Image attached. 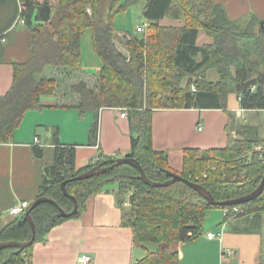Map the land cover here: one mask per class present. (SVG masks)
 <instances>
[{"label": "trees", "instance_id": "obj_1", "mask_svg": "<svg viewBox=\"0 0 264 264\" xmlns=\"http://www.w3.org/2000/svg\"><path fill=\"white\" fill-rule=\"evenodd\" d=\"M103 1L0 0V42L18 20H23L31 33L30 59L13 65L12 86L0 97V144L12 140L27 112L42 108L40 97L56 91L54 80L39 78L47 67L82 66L81 35L89 29L101 68L96 90L88 89L83 82L70 88L80 97L76 107L81 114L91 113L96 120L102 108L127 109L131 131V153L127 157L138 162L150 181L162 183L168 180L166 172L174 173L201 185L217 202L253 192L264 173V161L256 156L246 158L253 146L264 142L253 129L236 127L238 140L224 149L185 150L183 170L175 173L168 166L167 155L152 148L151 117L159 109L225 110L231 93L237 94L242 110H264V21L253 17L245 23L232 21L214 0ZM136 3L143 4L142 15L148 22L145 32L119 37L113 19ZM164 18L183 25L162 27L159 21ZM200 31L211 38V44L197 45ZM117 40L127 51V61L114 49ZM209 70L217 73L216 83L207 80ZM186 78L187 84L181 89ZM34 154L42 158L41 149H35ZM113 161L105 158L77 171L75 147L56 141L54 160L43 167L38 198L53 200L65 212L72 210L74 198L77 213L68 218L74 219L85 210L89 197L116 184L121 224L132 230L134 246H157L155 252H147L134 264H171L176 260L171 251L173 243L201 236L208 211L232 209L208 206L180 182L151 188L136 179L138 171L134 167L125 164L87 180L73 181L95 166H112ZM63 182H67V196L60 189ZM126 201L127 208L123 206ZM235 207L241 213L232 219L251 218L255 231L264 232V191L255 200ZM30 216L35 227L34 244L43 242L52 227L68 220L57 218V210L48 203L36 207ZM21 218L16 217L0 231V243L31 238V229L19 222ZM33 245L21 251H0V264H26Z\"/></svg>", "mask_w": 264, "mask_h": 264}, {"label": "crops", "instance_id": "obj_2", "mask_svg": "<svg viewBox=\"0 0 264 264\" xmlns=\"http://www.w3.org/2000/svg\"><path fill=\"white\" fill-rule=\"evenodd\" d=\"M214 2L224 8L232 21L245 23L252 17L264 21V0ZM159 25L179 27L183 24L164 18ZM30 42V30L19 23L1 40L0 97L12 86L13 65L30 59ZM211 43V38L200 31L197 45ZM96 68V75L91 78L82 66L78 69L53 67L46 78L56 81V91L40 97L42 108L27 112L12 140L0 144V231L15 219L8 213L10 208L21 202L31 205L38 198L43 167L53 162L56 141L75 147L77 171L105 158L115 160L130 155L128 116L122 118L119 109L102 108L94 120L93 114H81L76 107L80 97L71 93V86L83 82L88 89L96 90L101 64ZM218 78L214 70L207 72L209 82L216 83ZM187 81V78L182 80L181 89ZM238 126L253 129L258 139L264 141V110H242L236 93L229 94L225 110H155L151 117L152 148L166 154L170 170L180 173L185 150L207 152L230 147L239 138ZM38 148L42 150V158L34 154ZM117 190L116 184L108 185L88 198L79 217L52 227L43 242L33 245L26 264H78V258L83 255L91 257V264H134L147 252H155L157 246L152 243H145L141 248L134 246L132 230L121 224ZM206 217L210 218L211 214L208 216L207 212ZM220 218V227L203 231L201 236L187 242H174L171 251L176 254V260L171 264H264V232L255 231L251 218L224 220V211ZM208 233L220 234L221 238L208 240ZM226 249L233 251V255L222 256Z\"/></svg>", "mask_w": 264, "mask_h": 264}, {"label": "water", "instance_id": "obj_3", "mask_svg": "<svg viewBox=\"0 0 264 264\" xmlns=\"http://www.w3.org/2000/svg\"><path fill=\"white\" fill-rule=\"evenodd\" d=\"M115 51L119 54V56L124 59L125 61L128 60V56L120 51L116 46H114ZM130 165L132 167H134L137 171H138V176H137V180L143 182L145 185L151 187V188H165V187H169L175 183H183L185 184L187 187H189L190 189H192L194 192H196L205 202L208 206H212V207H235V206H239L245 203H249L253 200H255L256 198H258L262 192L264 191V173L263 176L258 184V186L256 187V189L251 192L248 195H245L243 197L237 198V199H233V200H229V201H224V202H217L214 200V198L211 196V194L205 189L203 188L201 185L190 182L188 180H185L183 178H181L179 175L174 174V173H170V172H166V176L168 177V180H166L165 182L162 183H158V182H153L150 181L149 179L146 178L143 170L141 169V167L139 166L138 162L136 160H134L133 158H129V157H125V158H121V159H115L113 161V165L112 166H95L93 168H91L89 171L77 176L76 178L73 179V181H83V180H87L90 178H93L95 176L104 174L108 171H110L114 166H119V165ZM67 182H63L60 186L61 192L64 196H67V193L65 191V185ZM72 203H73V207L72 210L70 212H65L64 210H62L60 207H58V205L51 199H48L46 197H40L37 198L30 206V208L26 211L25 215L21 218V220L19 221L20 223L24 224L27 223L31 229V238L26 241V242H15V241H8V242H2L0 243V251L4 250V249H17L18 251L27 249L28 247L32 246L34 244L35 241V227L34 224L32 222L31 219V212L38 207L41 204L44 203H48L51 204L52 206H54V208L57 210V218H63V219H68L71 218L72 216H74L77 213V204H76V200L74 198H71Z\"/></svg>", "mask_w": 264, "mask_h": 264}, {"label": "rangeland", "instance_id": "obj_4", "mask_svg": "<svg viewBox=\"0 0 264 264\" xmlns=\"http://www.w3.org/2000/svg\"><path fill=\"white\" fill-rule=\"evenodd\" d=\"M107 0H104L105 3ZM125 0H121L123 4ZM146 21L142 17V3H136L130 6L127 10L118 13L113 19V25L116 32L122 36V34L141 36L136 32V28L141 26ZM81 58H82V67L85 69V72L90 75L91 78L96 75V65H100L101 61L93 50L91 44V31L88 29L81 35ZM115 45L118 49L124 52L127 56V51L119 46V41H115ZM53 67H47L43 74L39 77L42 80H47V76ZM56 82V81H55ZM131 193H128L126 200H128ZM212 212V213H211ZM221 209H212L208 211V216L211 214V217H206L204 219L203 231L214 230L220 227L218 224V219L221 216ZM221 219V218H220ZM219 219V220H220Z\"/></svg>", "mask_w": 264, "mask_h": 264}, {"label": "built area", "instance_id": "obj_5", "mask_svg": "<svg viewBox=\"0 0 264 264\" xmlns=\"http://www.w3.org/2000/svg\"><path fill=\"white\" fill-rule=\"evenodd\" d=\"M17 23L24 25V21L23 20H18ZM147 23H143L141 26H138L136 28V32L138 34H143L145 32V29L147 27ZM192 91L195 90V87L192 86ZM121 111V117L125 118L127 116V109H119ZM241 121H244L243 118H241ZM37 139H34V142L37 143ZM253 156H256L260 161H264V142L257 144L255 146H253L252 150L246 155V158L249 159ZM125 205H128V202H125ZM30 204L28 202H21L19 204L14 205L12 208H10L9 210V215L13 216V217H23L26 213V211L30 208ZM224 211V215L226 218L232 219L233 217H235L237 214L241 213V211L237 208V207H232L231 211L228 209L223 210ZM216 238H221L220 234H213V233H208L207 234V239L208 240H213ZM223 255H227V256H232L233 255V251L226 249L222 252V256ZM92 259L90 256L88 255H83L81 257L78 258L77 263L78 264H91Z\"/></svg>", "mask_w": 264, "mask_h": 264}]
</instances>
